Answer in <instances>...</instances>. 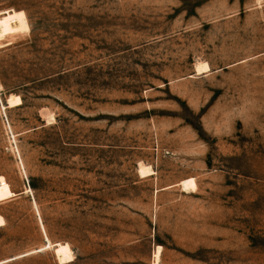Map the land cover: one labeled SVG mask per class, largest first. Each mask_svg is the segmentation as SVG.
I'll return each mask as SVG.
<instances>
[{"label":"rangeland","instance_id":"rangeland-1","mask_svg":"<svg viewBox=\"0 0 264 264\" xmlns=\"http://www.w3.org/2000/svg\"><path fill=\"white\" fill-rule=\"evenodd\" d=\"M0 216V264H264V0H0Z\"/></svg>","mask_w":264,"mask_h":264},{"label":"bare ground","instance_id":"bare-ground-1","mask_svg":"<svg viewBox=\"0 0 264 264\" xmlns=\"http://www.w3.org/2000/svg\"><path fill=\"white\" fill-rule=\"evenodd\" d=\"M207 68V67H205ZM146 168V167H145ZM143 168L141 167V169L139 170L141 172L140 175L143 176H149L152 172L150 170H148V168ZM182 187L184 188V190H195L196 189V183L194 179H189V180H185L181 183ZM6 221L3 217L0 216V227L5 226ZM49 247L54 249L55 254L57 255L59 261L61 263H70L73 261L74 259V253L73 250L71 249L70 245L67 243H54L52 244L51 242H49ZM160 247L158 248V251L156 252V258L159 260V255H160Z\"/></svg>","mask_w":264,"mask_h":264}]
</instances>
